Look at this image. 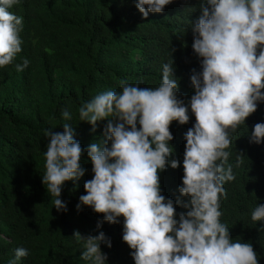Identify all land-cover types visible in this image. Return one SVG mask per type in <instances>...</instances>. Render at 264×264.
Masks as SVG:
<instances>
[{
	"label": "trees",
	"instance_id": "1",
	"mask_svg": "<svg viewBox=\"0 0 264 264\" xmlns=\"http://www.w3.org/2000/svg\"><path fill=\"white\" fill-rule=\"evenodd\" d=\"M135 4L136 0H19L10 9L23 18L22 51L12 64L0 68V264L14 260L17 248L27 249L28 256L16 264H91L81 259L84 248L74 238L76 231L83 237L105 234L112 245L100 244L105 264H135L132 249L123 242V217L110 224L89 207L77 210L79 197L86 194L84 183L93 176L87 148L104 139L108 123L98 121L93 130L80 120L78 109L97 94L122 91L121 81L158 87L162 66L171 60L177 97L187 105L194 95L191 76L202 71L192 49V26L202 14L199 0H173L146 19ZM23 59L29 65L18 72L16 64ZM64 110L70 119L63 117ZM189 117L185 125H170L174 151L166 170L159 173L161 194L173 201L177 220L188 211L183 204H190V197L178 191L185 135L196 122L190 108ZM257 123H264V101L231 133L225 167L231 165L235 179L224 184L220 211L230 238L251 243L258 264H264V220L251 218L252 210L264 205V142L250 140ZM64 124L85 150L80 162L85 174L64 184L60 199L66 211H57L42 183L49 143L45 133L63 132ZM173 159L180 163L176 169L170 166Z\"/></svg>",
	"mask_w": 264,
	"mask_h": 264
},
{
	"label": "clouds",
	"instance_id": "2",
	"mask_svg": "<svg viewBox=\"0 0 264 264\" xmlns=\"http://www.w3.org/2000/svg\"><path fill=\"white\" fill-rule=\"evenodd\" d=\"M173 0H136L135 7L146 19L161 13ZM189 0H184L188 3ZM19 0H0V68L12 64L22 51L23 18L10 9ZM202 14L192 26L193 52L202 71L191 76L194 95L189 103L178 99V80L173 61L164 64L162 82L156 88L121 81L122 91L97 94L78 109L80 120L93 126L107 120L104 139L87 148L93 176L85 181L81 205L102 214L110 224L123 217V242L132 249L135 264H258L251 243L235 242L221 222L220 200L224 184L235 179L231 165L225 167L232 143L231 133L257 111L264 101V0H199ZM29 61L16 64L23 71ZM195 124L185 135L182 197H190L188 209L176 219L171 199L161 194L159 173L166 170L174 149L170 125ZM62 115L70 119L68 110ZM139 126V127H138ZM49 143L42 183L57 211L65 210L60 199L66 182L84 176L81 158L85 150L64 124L63 132L45 133ZM251 142H264V123H257ZM242 155L237 157L238 165ZM171 168L180 166L171 161ZM179 202V201H178ZM253 221L264 220V205L251 212ZM97 227H100L98 223ZM74 238L82 242L81 259L105 264L100 244L105 234ZM28 256L25 248L15 250V259Z\"/></svg>",
	"mask_w": 264,
	"mask_h": 264
}]
</instances>
